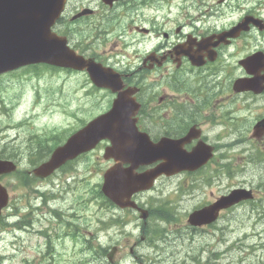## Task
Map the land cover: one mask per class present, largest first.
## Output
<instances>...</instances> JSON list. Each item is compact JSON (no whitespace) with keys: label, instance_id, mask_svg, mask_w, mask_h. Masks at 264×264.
I'll return each instance as SVG.
<instances>
[{"label":"rangeland","instance_id":"374dc122","mask_svg":"<svg viewBox=\"0 0 264 264\" xmlns=\"http://www.w3.org/2000/svg\"><path fill=\"white\" fill-rule=\"evenodd\" d=\"M80 1L96 4V0ZM153 4L154 0H149L142 9L147 22L155 13ZM226 13L225 24L239 18L237 12ZM145 41L148 43V39ZM96 50L102 52V44ZM25 75L18 71L0 79V100L6 103L5 107L0 105V155L13 160L19 171L30 172L33 166L29 160L36 161V155L28 151L32 149L30 145L37 144L31 143L33 136L40 135V139H44L40 147L45 150L100 113L106 100L99 94H90L81 73L40 71L38 76ZM247 102L253 103L251 99L242 98V104ZM256 103L264 108L262 100ZM241 114L252 115L250 109ZM254 116L249 119L250 126L243 121L241 126H234L242 145L230 153L235 171L224 178V183L252 189L256 192L255 201L244 202L226 213L215 226L195 229L187 225V216L204 196L189 195L190 187L183 179L158 181L145 197L153 208L166 207L177 219L160 222L157 227L153 222L150 224V229L162 233L161 238L144 243L138 249L137 254L143 261L151 264L154 261L159 264H264V155L258 158L259 152L264 154V140L251 138ZM206 127L212 141L225 131L232 132L231 126ZM102 153L103 149L97 150L78 159V165L69 172L59 171L33 184H24L20 173L8 174L0 180L8 193V205L0 218V264H107L104 256L96 255H102L99 245L101 249L118 246L122 251L118 260L124 257V264H134L127 248L135 240L136 222L132 220L125 227L115 225L106 230L104 223L110 209L94 193L95 186L101 183L102 176L98 174H103L107 167L103 159L97 162L96 158ZM250 157L252 162L247 164ZM86 164L90 168L86 169ZM95 170L98 173L93 176L91 171ZM216 190L217 187H211L205 193ZM56 211L63 215L55 220L49 213ZM116 214L121 216L118 211ZM20 222L27 227H18ZM30 227L35 231L29 233Z\"/></svg>","mask_w":264,"mask_h":264},{"label":"flooded vegetation","instance_id":"af4514ba","mask_svg":"<svg viewBox=\"0 0 264 264\" xmlns=\"http://www.w3.org/2000/svg\"><path fill=\"white\" fill-rule=\"evenodd\" d=\"M95 3L84 4L80 0H68L57 28L64 34L108 33L115 28H122L119 33H124L128 38L133 37L120 52L113 45L108 52L96 56L95 60L120 75L122 87L118 93L138 106L135 113V126L138 131L145 134L151 142L157 143L162 139H181L191 130L194 137L182 147L185 153L192 152L200 142L213 147L212 158L198 169L173 175L162 173L155 179L154 185L160 180H186L187 186H191L189 195L193 198L204 196L193 211L207 206L235 188L243 187L226 186L224 183V178L230 177L235 171L233 162H230V153L237 150L238 144L241 145L238 137L227 142L225 138L236 134L237 129L234 126H241L243 116V122L249 126V119L253 115H256L253 117L254 124L264 118V108L261 109L256 103L262 100L264 104V91L254 94L234 90L237 79L264 78V3L259 0H227L223 3L220 0H185L186 11L179 12L181 23L177 22L173 27V22L167 18L159 25H155L154 20L147 23L138 10L141 8L138 0H96ZM226 10L239 13L235 23L245 16L253 17L254 20L249 29L240 32L238 36L218 40L213 36L235 24L226 26L221 23ZM244 60H253V65L249 68L252 72L250 75L243 66ZM102 91L109 95L105 109L107 111L118 93ZM242 98L251 99L253 103L242 104ZM249 109L251 116L241 114ZM206 126H231L233 131L212 141L208 137ZM170 148L169 156L172 159L174 154L177 156L178 150ZM96 159L98 162L101 157ZM251 162L250 157L247 164ZM105 163V170L114 165L111 160ZM163 163L165 164L163 160L147 163L139 166L135 172L146 173L161 167ZM85 167L90 168L87 164ZM124 167L127 169L128 165ZM91 173L95 176L98 172L95 170ZM211 187H217L218 190L206 194V190ZM147 193L134 195V208L118 210L121 216H112L124 227L132 220L136 222L134 224L138 230L132 243L135 249L131 250V246L127 248L128 256L134 264H151L143 261L137 254L142 244H149L161 236L162 231L150 229V224L153 222L157 227L164 220L170 223L177 219L171 212L173 216L168 213L170 210L166 207L153 208L145 197ZM252 193L255 197L256 192ZM240 206L241 203L223 210L219 218ZM128 234L134 236L132 232ZM121 253L118 250L110 264H122L124 257L118 260ZM152 264L159 262L154 261Z\"/></svg>","mask_w":264,"mask_h":264},{"label":"water","instance_id":"95a60500","mask_svg":"<svg viewBox=\"0 0 264 264\" xmlns=\"http://www.w3.org/2000/svg\"><path fill=\"white\" fill-rule=\"evenodd\" d=\"M65 0H0V74L31 64H47L73 70H86L90 80L99 87L106 79L105 70L95 66L91 60H85L67 46L64 37L57 36L51 31L63 10ZM98 70V71H97ZM117 99L114 107L106 114L97 117L81 130L72 135L63 146L54 150L50 159L34 170L37 177L44 178L53 170L71 160L77 155L95 147L102 139H109L112 147L105 150L107 156L116 155L131 163H147L149 157L163 159L166 143L144 145L140 140L135 126H125L130 121L133 112L128 107L119 104ZM132 121V120H131ZM116 123L117 126H112ZM133 123V121H132ZM120 125V126H118ZM254 135L264 131V126H255ZM186 139L174 141L177 146V157L168 158L166 164L143 175H133L120 172H106L102 193L116 205L124 207L130 202V196L140 190L148 189L151 181L160 173L175 174L183 170H195L211 157V148L200 158L197 150L190 154L181 151ZM169 154V153H168ZM15 166L10 162L0 161V174L14 171ZM242 192V191H240ZM239 191L227 197L220 198L209 208L194 212L189 216L191 225L209 223L215 219L213 214L220 208H225L245 198ZM6 204L5 192L0 187V210ZM112 253L108 255L111 258Z\"/></svg>","mask_w":264,"mask_h":264},{"label":"trees","instance_id":"16d2710c","mask_svg":"<svg viewBox=\"0 0 264 264\" xmlns=\"http://www.w3.org/2000/svg\"><path fill=\"white\" fill-rule=\"evenodd\" d=\"M31 70H33V73L34 74H38V72L39 71H41L42 69H45V70H50V69H52V70H57V69H54V68H52V67H47V66H33V67H29ZM42 68V69H41ZM34 142H36V141H33L32 143H34ZM38 142V143H37ZM36 143L37 144H35V146H31L34 150H35V153H36V156H35V158H37V159H39V160H42V159H44L45 158V156H44V154L42 153L41 154V152L40 151H42V150H39V149H41V144H43V142H44V140H38ZM41 142V143H40ZM39 147H38V146ZM50 150V149H49ZM40 156L39 158L37 157V156ZM36 159V160H37ZM35 164H37V162H35L34 163V165ZM26 183V182H25ZM98 195H99V197L101 196V194L100 193H98ZM106 203H108L107 201H106Z\"/></svg>","mask_w":264,"mask_h":264},{"label":"bare ground","instance_id":"6f19581e","mask_svg":"<svg viewBox=\"0 0 264 264\" xmlns=\"http://www.w3.org/2000/svg\"><path fill=\"white\" fill-rule=\"evenodd\" d=\"M250 1V0H249ZM253 1V0H252ZM262 2V1H261ZM257 3V2H256ZM264 3V2H263ZM241 4V3H240ZM254 4V3H253ZM258 6V5H257ZM261 6V5H260ZM236 142V141H235ZM235 142L233 143V144H235ZM32 143V142H31ZM38 143V142H37ZM41 143V142H40ZM262 144V143H261ZM42 145V144H41ZM239 145V144H238ZM237 145V146H238ZM229 146H231V145H229ZM236 146V147H237ZM43 147H45V146H43ZM42 147V148H43ZM220 147V146H219ZM231 149H234V148H231ZM11 151V150H10ZM13 152V151H12ZM14 153H16V152H14ZM219 153V152H218ZM6 154H8V153H6ZM10 154V153H9ZM34 154V153H33ZM3 155V154H2ZM16 155V154H15ZM36 155V154H35ZM13 156V155H12ZM17 156V155H16ZM30 156V155H29ZM32 156V155H31ZM6 157V156H5ZM9 157V156H8ZM11 157V156H10ZM38 158L40 157L39 155L37 156ZM15 158V157H14ZM14 158H12V159H14ZM18 158V157H17ZM28 158V157H27ZM35 158V157H34ZM29 159H30V157H29ZM28 159V160H29ZM37 159V158H36ZM24 160V159H23ZM35 160V159H34ZM37 160H39V159H37ZM17 161V160H16ZM30 161V160H29ZM227 162V161H226ZM34 163V162H33ZM19 164V163H18ZM29 167V166H28ZM250 167V166H249ZM30 168H31V166H30ZM33 168V167H32ZM248 168V167H247ZM229 170V169H228ZM30 171V170H29ZM227 171V170H226ZM234 171V170H233ZM232 172V171H231ZM233 174V173H232ZM193 184V183H192ZM201 185V184H200ZM194 186H196V185H194ZM245 186V185H244ZM191 187V186H190ZM201 187V186H200ZM194 188V187H193ZM200 189V188H199ZM56 191V190H55ZM49 192V191H48ZM65 192V191H64ZM66 195V194H65ZM150 201V200H149ZM209 205V204H208ZM156 207V206H155ZM159 208H161V207H159ZM158 208V209H159ZM163 210V209H162ZM170 210V209H169ZM52 211V210H51ZM152 211H154V210H152ZM57 212V211H56ZM160 212V211H159ZM168 213H170V212H168ZM174 213V212H173ZM154 214V213H153ZM176 214V213H175ZM166 215V214H165ZM151 217V216H150ZM165 217V216H164ZM108 218V217H107ZM156 218V217H155ZM166 218V217H165ZM108 220V219H107ZM154 220V219H153ZM164 220V219H163ZM169 220V219H168ZM173 220V219H172ZM158 223V222H157ZM24 224V223H23ZM16 225V224H15ZM18 225V224H17ZM161 238V237H160ZM172 246V245H171ZM176 245H173V247H175Z\"/></svg>","mask_w":264,"mask_h":264}]
</instances>
